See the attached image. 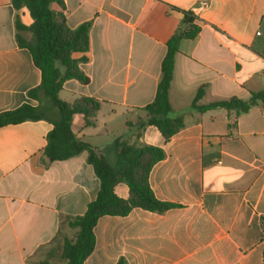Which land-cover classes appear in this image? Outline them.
<instances>
[{
  "label": "crops",
  "instance_id": "crops-1",
  "mask_svg": "<svg viewBox=\"0 0 264 264\" xmlns=\"http://www.w3.org/2000/svg\"><path fill=\"white\" fill-rule=\"evenodd\" d=\"M60 1V2H58ZM75 28L89 22L88 82H63L59 97L100 101L94 124L72 117L75 135L120 165L116 141L160 147L148 183L153 195L171 206L161 211L132 207L124 215H101L94 247L84 264H264V102L239 114L224 108L198 111L197 104L232 97L249 99L264 88V0H55ZM183 10L198 31L179 40L168 90L173 115L183 126L165 139L144 119L155 96L166 41L181 27ZM14 9L0 0V111L38 104L27 91L41 71L18 45ZM20 21L32 18L25 7ZM25 38L28 32H21ZM50 116V115H49ZM55 118V116H50ZM47 119L0 127V264H27L26 258L58 231L63 216L82 215L100 180L83 151L62 160L44 154ZM113 192L129 197L123 181Z\"/></svg>",
  "mask_w": 264,
  "mask_h": 264
},
{
  "label": "trees",
  "instance_id": "trees-1",
  "mask_svg": "<svg viewBox=\"0 0 264 264\" xmlns=\"http://www.w3.org/2000/svg\"><path fill=\"white\" fill-rule=\"evenodd\" d=\"M53 1L55 0H10L15 11L16 41L31 54L34 64L41 71V80L37 86L27 91L28 97L38 100V104L25 102L13 109L0 111V127L27 120L47 119L52 123L44 148V154L49 160H62L83 151L87 152V160L93 165L100 184L95 198L88 202L82 215H66L60 219V225L67 224L77 229L74 237H67L58 231L51 240L38 246L26 258L27 264H84L85 258L94 247L93 227L101 215H124L136 206L161 211L171 204L158 200L148 183L151 166L164 156L160 147L116 141L121 164L112 165L102 152L95 151L87 141L75 135L72 129L73 115L76 113L82 115L83 126L93 125L100 101L82 95L69 104L63 101L58 93L67 79L88 82L80 63L87 59L89 22H83L75 28L69 27L63 13L51 8ZM22 7L28 10L32 18L28 25L20 21L18 10ZM182 12V23L187 29L176 28L166 41V52L161 61L155 96L143 107L146 112L145 118L138 121L141 126L145 124L156 126L165 139L183 126L182 117L172 114L168 97L178 43L181 38L193 37L198 31V27L193 24L191 12L186 10ZM21 32H28L29 37H23ZM203 92V87H199L192 99L191 106L198 111L224 108L239 114L247 111L257 101L264 102V88L251 92L247 100L232 97L197 104ZM42 96L49 98L50 106L57 110L56 115L47 114V106L41 101ZM119 181L125 182L129 187L127 199L113 192L114 184ZM115 264L127 263L120 258Z\"/></svg>",
  "mask_w": 264,
  "mask_h": 264
},
{
  "label": "rangeland",
  "instance_id": "rangeland-1",
  "mask_svg": "<svg viewBox=\"0 0 264 264\" xmlns=\"http://www.w3.org/2000/svg\"><path fill=\"white\" fill-rule=\"evenodd\" d=\"M41 101L44 105L47 106V114H57L56 108L50 106L49 98L42 96Z\"/></svg>",
  "mask_w": 264,
  "mask_h": 264
}]
</instances>
